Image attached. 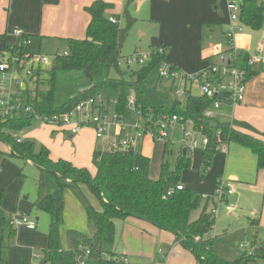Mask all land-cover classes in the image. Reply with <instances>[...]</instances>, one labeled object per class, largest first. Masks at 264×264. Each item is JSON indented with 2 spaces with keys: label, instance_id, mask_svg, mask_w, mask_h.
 Instances as JSON below:
<instances>
[{
  "label": "crops",
  "instance_id": "1",
  "mask_svg": "<svg viewBox=\"0 0 264 264\" xmlns=\"http://www.w3.org/2000/svg\"><path fill=\"white\" fill-rule=\"evenodd\" d=\"M93 1L95 0H0V51L5 46L11 47L16 42V37L12 34L13 29H19L30 40L37 41L39 50L45 42L64 41L66 43L65 40L70 38L83 39L90 20L85 7ZM102 1L112 4V7L106 10V15L108 18L114 17L120 27H125L127 18H129L133 25L137 24L138 20H143L146 23H156L169 32L164 35V39L165 44L170 45V48L167 50L163 46L159 47L163 48L164 55L166 51L170 52L167 58L170 63H167L165 56L164 61L172 67L175 73L172 78L176 75L180 77L187 72H194L217 61L216 51L225 49L222 45L225 42L223 37L226 20L217 14L216 8L212 9L213 0ZM141 11L145 14L141 15ZM138 34L145 36L144 31L139 30ZM174 46L181 51L180 55H172ZM151 51L153 49L146 54ZM178 84L180 85L179 81ZM217 119L228 122L233 130L264 141V70L258 67L256 73L247 80L243 101L234 107L222 106ZM19 134L21 135L16 138L31 140L35 144L38 142L37 147L44 146L53 160L63 159L91 171L94 170L92 167L93 152L103 144L95 138L91 130L81 129L78 133L71 134L67 130L50 124L35 123L33 127ZM146 138L150 141L155 140L150 135H144L139 138L141 141H137L138 143L136 142L132 148L138 150L139 143H141L138 151L150 158L147 151H140ZM162 143L166 145V142L162 141ZM173 144H179V153L182 151L190 158L189 172L197 176L201 170L203 149L185 151L180 140ZM190 151L199 152L197 162L194 161V152L189 155ZM9 152L10 148L0 142V208L7 216L25 214L35 221L36 227L34 229L25 226L13 228V233L4 249L6 264H39L42 251L48 244V233L38 231V221L42 220V217L38 216L33 202L38 196L46 193L42 192L44 187L40 190L37 187L39 170L30 161L10 156ZM25 169L32 175L31 185L28 183L30 175L25 174L27 172ZM45 174H48L49 178H54L49 180L59 191L55 176ZM149 177L152 178L150 170ZM218 179H225L232 183L233 194H238L237 201L242 196L243 199L249 201L248 203H252L260 195L259 217L258 219L253 217L249 222L256 228L258 222L264 227V169L257 168L256 155L249 148L231 141L228 143L227 153L213 155L202 179L186 181L188 186L180 180L179 183L199 193H210ZM60 192L63 220L59 225L58 237L63 248L67 243L66 236L71 230L79 238L80 236L90 237L94 233L93 225L87 220L85 208L91 205L94 209L100 210L101 207L83 183H72L66 180ZM256 209L253 208V214L258 212ZM91 226L93 227L92 233ZM114 227V242L111 247L114 253L121 256L118 258L126 262L125 264L132 259L130 256L139 257L143 260L142 264H196L192 254L174 241L172 233L158 229L148 222L127 217L115 219ZM156 242H158L157 249L159 248L160 252L158 255L162 258L158 262H156L153 247ZM176 260L181 263H176ZM138 263L140 262L136 264Z\"/></svg>",
  "mask_w": 264,
  "mask_h": 264
},
{
  "label": "trees",
  "instance_id": "2",
  "mask_svg": "<svg viewBox=\"0 0 264 264\" xmlns=\"http://www.w3.org/2000/svg\"><path fill=\"white\" fill-rule=\"evenodd\" d=\"M111 7V3L102 0H95L85 7L90 16L85 37L66 39V52L54 56L52 67L44 73L45 77H42L40 72L36 73L35 97L29 100L32 107L39 113L52 114L71 109L82 99L95 97L101 93L104 95L111 93L118 95L114 108L122 116L126 100L129 94H133L136 112H140L143 121L146 118H150L151 121L167 120L177 115L182 118V123L191 120L193 128L202 127V134L209 138V143L203 150L201 175L205 174L213 155L217 153L214 148L217 133L226 142H236L249 148L257 157V168L264 169V141L233 130L228 122L204 117V110L210 104L205 97L190 93L181 100L175 99L169 106L158 105L145 99L141 86L152 71L164 61L165 55L153 50L144 64L136 69L128 67L127 72H122L121 48L132 20L127 18L125 27L111 23L106 15V10ZM241 8V22L253 30H258L263 23V4L258 0H242ZM3 49H8V46ZM101 66L106 69V77L103 80L93 82L88 88L79 90L60 105L55 103L54 87L57 73L79 71L86 78L93 80ZM110 71H114L115 75L109 76ZM44 83L47 84V88L41 89L40 86ZM34 125L35 122L31 118L0 119V140L10 144L9 155L30 161L39 170L38 190L43 185V175L49 173L55 176L60 190L66 180L85 184L101 207L100 210L94 209L91 205L85 208L87 220L93 225L94 233L90 237H80L81 249H63L56 234L61 206H55L54 198L50 194L38 196L33 202L34 209L51 216L48 244L42 251L39 264H76L77 256L86 247L93 245L98 247L99 253L107 254L106 248H110L114 242L115 219L127 217L143 220L158 229L172 233L174 241L192 254L196 264L264 262V240L257 239L256 234L251 241L253 249L251 253L241 252L232 261L224 260L214 253L212 248L214 238L211 234L216 217L210 212L216 205L213 198L202 199L203 193L185 188L183 185L182 189L175 190L172 196L162 198L167 187L179 184L181 171L191 166L190 158L182 151L172 169L165 163L161 165L157 179L149 177L150 158L131 147L126 150L97 148L93 152L94 170L91 171L63 159L53 160L44 146L37 147L31 140L16 141L12 132H20ZM198 208H201V211L197 218L192 220L191 213ZM12 233L13 228L8 224V216L0 208V264H6L4 249Z\"/></svg>",
  "mask_w": 264,
  "mask_h": 264
},
{
  "label": "built area",
  "instance_id": "3",
  "mask_svg": "<svg viewBox=\"0 0 264 264\" xmlns=\"http://www.w3.org/2000/svg\"><path fill=\"white\" fill-rule=\"evenodd\" d=\"M259 1L264 6V0ZM241 5L242 0H227L226 2L229 21L223 37L226 48L216 51L217 61L190 74L181 75L180 85L175 91V94L181 98L194 93L208 99L210 104L203 113L204 117L208 119L217 118L222 106L234 107L240 104L244 99L248 78L256 73L258 67L264 70V40L250 53L235 45V35L240 31V28L235 27L233 23L240 21ZM108 19L111 23L118 24L114 17ZM12 34L16 37L14 45L0 51V119L31 118L39 125L50 124L67 130L71 134L78 133L83 127H90L93 129L95 138L103 142L105 148L109 150L132 148L137 140L144 135H150L153 139L166 142L168 130L174 128H177L181 133L180 143L185 151L198 148L204 150L209 143V138L202 134V127L200 129L193 128L191 120L182 123V118L177 115H173L167 120L151 121L150 118H146L143 121L140 112H136L133 95L128 96L125 104V107L134 110L137 118L136 124L131 127V132L123 133L127 127L124 119L115 109L111 117H108L109 107L107 108L108 104L101 95L82 99L71 109L52 114L39 113L32 107L29 100L35 97L36 73L48 69L49 58L43 53L26 52L25 46L29 45L31 40L19 29H13ZM157 51L163 53V48L159 47ZM149 57L150 53L143 56L139 52H134L131 56L123 59L121 63L142 65ZM168 75L172 77L175 76V73L163 61L160 64L159 76ZM112 104L115 107L117 100ZM20 140V138H16L17 142ZM228 143L222 140L217 133L215 151L227 153ZM179 189H182V184L167 187L162 198L172 196L174 191ZM232 194V183L225 179H218L213 190L210 193H203L201 198L214 199L216 205L211 208L210 212L216 217L222 204H224L225 210H231L232 206L228 203V198ZM8 224L12 228L25 226L34 229L36 227L35 221L29 219L25 214L8 215ZM213 234L214 230L211 236ZM88 255L89 251L84 249L77 256L76 263L83 264ZM101 255H105V253H100Z\"/></svg>",
  "mask_w": 264,
  "mask_h": 264
},
{
  "label": "rangeland",
  "instance_id": "4",
  "mask_svg": "<svg viewBox=\"0 0 264 264\" xmlns=\"http://www.w3.org/2000/svg\"><path fill=\"white\" fill-rule=\"evenodd\" d=\"M226 2L227 0H213L212 9L216 8L217 14L226 20L225 25H229L227 11H226ZM140 14L144 15L145 12L141 11ZM233 24L235 27L240 28V31H238L235 35V45L239 49L248 51L250 53L260 43V41L264 40V15H263L262 26L258 30H252L249 26L244 25L240 21L235 22ZM139 30L144 31L145 36L143 37L139 36L138 34ZM168 33L169 32L167 30L160 27L156 23H151V22L146 23L143 20H138V23L134 25L132 23V25L128 28L125 41L121 48L122 59H126L127 57L131 56L135 51L138 50H139L138 52L143 56H145L149 50L152 49L155 50L159 46H163L168 50L170 48V45L165 44L166 41L164 39V35H167ZM38 46L39 43L37 41L31 40V44L25 46V51L28 53H36V54L43 53L49 58L48 69H45V71L40 73L42 77H45L44 73L48 72L49 69L51 68L53 57L56 54H62L64 51L67 50V47L64 41H59L54 43L45 42L41 45L40 50L38 49ZM222 46L223 48H226V43L223 42ZM180 54L181 51L176 46H174L172 55H180ZM169 56H170V52L166 51L165 57L167 63L169 62V59L167 60ZM128 67H130L131 69H136L139 67V64H126V63L120 64V69L122 72H127L129 69ZM159 71H160V65L157 66L152 71L148 79L142 84L141 92L147 101L153 102L155 104H164L166 106H169L173 103L175 99L180 98L175 94V91L179 87L178 81L180 80V77L179 75H176L175 78H172L170 75L165 77H160ZM192 72H187L186 74H190ZM113 75H115L114 71H110L109 76H113ZM105 77H106V69L104 66L100 67L98 74L94 77L93 80L86 78L79 71H64L57 73L55 87H54L55 103L57 105L62 104L69 97L76 94L79 90L86 89L93 82L101 81ZM40 88L46 89L47 84L45 83L41 84ZM101 95L102 98H104L105 102H107L108 104L107 108L109 107L108 117H111L115 109L112 103L115 100H117L118 95L111 93H105V95L101 93ZM130 95L132 94H129V96ZM122 118L124 119L125 125L127 127L126 131H124L123 133L131 132L132 125H135L137 121L134 110L125 107L124 115H122ZM81 129H88L93 132V129L90 127H83ZM174 129L168 130V137L165 146L162 143V141H159L157 139H155L154 141L153 140L150 141L148 138H146L144 140V145L142 146V150L140 149V151H144V152L147 151L148 156L151 158L150 176L154 179H157L159 177L161 165L163 163L167 164V167L169 169H172L175 165V161L179 155L180 145L173 143L179 142L181 138V133L177 128L175 130ZM20 132H12V134L15 137H17L18 135H21L19 134ZM137 141L139 142L141 141V139ZM0 142L1 144L4 143L9 148H11L10 144H8L6 141L0 140ZM36 144L39 145L38 142H36ZM140 144L141 143H139L138 150L139 148H141ZM99 147L105 149V144L103 143ZM193 152L194 151H190L189 155H191ZM193 154L195 158L194 161L197 162L199 160V152H194ZM26 169L28 170V167H26ZM26 169L25 171H27ZM189 169H191V166L190 168L182 170L179 177V180L182 181L184 185L188 184L186 181H192L194 179L200 180L204 176L201 175V173H199L197 176L195 174H191L189 172ZM25 174L27 176L30 175L28 171L25 172ZM43 176L45 177L42 185V188L44 187L42 192L46 194L47 193L52 194L54 198L55 206L56 207H59V205L61 206L62 204L61 192L60 190L57 191L55 185L50 182L54 178H49L48 174H45ZM29 177L30 178L28 179V183L29 185H31L33 183L32 175H30ZM170 187H174V185L171 184ZM237 197L238 194L236 195L233 194L228 198V203H230L232 206V209L228 212L224 210V204L220 205L218 214L216 215L214 234L211 236L212 238H214L212 243V248L214 253L218 257L227 261L234 260L241 252L251 253L253 250L251 246V241L255 234L257 235V239L264 240V227H262L261 224L259 225L258 222V227L256 228L253 224L249 222L251 218L255 217L256 219H258L259 217L260 214L259 204L261 200L260 195L259 197L256 198V201H253L252 203H248L249 201L247 199L246 200L243 199L242 196H240L238 198L239 201H237ZM254 203H256V205H252ZM253 208H257L256 210H258V212H256V214L252 213ZM200 211L201 208L194 210L191 213V219L194 220L195 218H197ZM37 214L38 216H40V218L42 217V220L40 219V221H38L39 222L38 231L48 233L49 224L51 222L50 214L46 212H37ZM62 220H63V207H61L60 220L56 227L57 237L59 233V225L61 224ZM251 222L253 223L254 221ZM92 230L93 227L91 226V233ZM81 234H85V233H81ZM80 237H85V236H80ZM66 238H67L66 239L67 243L66 246L63 248L71 249V250L81 249L82 246L79 240L80 238L78 237L77 234H74L72 230L68 232ZM157 246H158V242H156L153 246L156 254V262L161 261L162 259L161 256L159 257L158 255L159 248L157 249ZM86 249L89 251V255L83 261V264H125L123 261H121L118 258L121 256H119L117 253H114L112 247L106 248L107 254L105 253V255H101V256L100 253L98 252V247L96 245H93L91 247H86ZM130 258L132 259H129L127 264H136L137 262H140L138 264H142L141 262L143 260L139 259V257L130 256ZM176 263H181V261L176 260ZM253 264H264V262L256 261Z\"/></svg>",
  "mask_w": 264,
  "mask_h": 264
}]
</instances>
